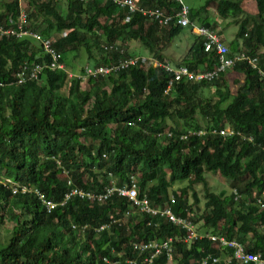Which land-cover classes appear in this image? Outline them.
<instances>
[{
  "label": "trees",
  "instance_id": "1",
  "mask_svg": "<svg viewBox=\"0 0 264 264\" xmlns=\"http://www.w3.org/2000/svg\"><path fill=\"white\" fill-rule=\"evenodd\" d=\"M139 2L168 11L180 3ZM255 2L256 12L240 20L237 37L242 39L243 49L237 40L228 47L230 55L244 51L256 57V65L236 60L211 79L175 78L164 67L138 60L106 75H88L83 86L79 77L46 66L37 77L17 82L16 73L24 63L31 66L48 61L49 56L31 36H0V227L8 218L15 220L8 239L0 241V264H131L126 257L140 264L143 254L131 242L165 236L174 238L172 260L177 264H200L208 253L222 255L206 237L187 244L183 229L166 217L143 212L133 213L121 223L113 221L130 206L123 196L115 194L97 202L73 194L60 203L69 190L63 168L72 185L85 190H101L111 176L122 183L130 172H138L139 191L146 192L153 205H164L174 195L173 210L190 215L193 221L197 195L193 191L194 199L189 202L186 194L193 183L200 182L205 209L203 223L197 227L234 237L247 250L264 256V206L256 201L259 197L264 202V50H259L264 46V0ZM56 3L25 0L23 6L21 0H0V22L9 14L16 18L23 8L26 26L53 35L66 65L67 55L82 48L95 66L132 55L124 47L122 53L104 49L102 42L116 40H139L149 54L169 61L165 47L184 28L176 23L162 25L140 11L129 13L112 0H66L65 11ZM211 4L223 18L244 12L242 0H205L189 6L190 19L215 27V19L207 14ZM126 14H130L128 20ZM64 28L68 29L66 35L58 36ZM219 34L224 41L222 32ZM178 60L175 64L196 71L214 69L218 63L217 54L205 50L198 35ZM85 66L71 69L83 72ZM229 69L243 73L235 91L227 78ZM169 80L171 86L165 91ZM209 82L214 94L204 97L199 90ZM167 118L173 121L168 128ZM226 124L236 132L212 131ZM167 129L174 135H157ZM199 129L204 132L198 133ZM182 132L186 138L178 136ZM207 170L225 176L230 190L209 189ZM5 178L16 185L37 187L58 203L47 210L33 190L13 191L10 184H4ZM181 179L186 184L173 192L170 184ZM103 223H109L108 227L98 229ZM166 262L165 254H160L153 264ZM208 264L224 262L210 259ZM229 264L255 263L233 259Z\"/></svg>",
  "mask_w": 264,
  "mask_h": 264
},
{
  "label": "built area",
  "instance_id": "2",
  "mask_svg": "<svg viewBox=\"0 0 264 264\" xmlns=\"http://www.w3.org/2000/svg\"><path fill=\"white\" fill-rule=\"evenodd\" d=\"M121 7H126L130 12L140 11L142 14L149 16L151 19L158 21L162 25H168L171 23L179 24L180 26L187 28L191 27L196 35H198L203 42V47L205 50H212L217 54L218 63L214 69L211 70H193L190 69L187 65L184 64H172L170 61H163L157 58L156 56L149 54H133L127 58L120 59L116 63L111 64H101V65H86L83 72H74L71 70L66 63L62 60L61 51L57 50L54 45L55 37L53 35H44L38 30L31 29L26 26L25 22L27 21V12L25 9H20L19 14L14 18L11 14L7 15L6 20L0 22V36H31L32 38L41 42L45 52L48 54V61L35 62L33 65L29 66V63H24L21 68L18 69L16 76L17 82H22L27 78H35L41 72V70L46 66L52 70L62 69L64 70L68 77H79L80 79L87 78L88 75L96 74H109L111 71L118 68L124 67L128 64H134L138 60L151 64L152 66H161L166 70L173 73L175 78H180L185 76L187 79L201 80L203 78L211 79L216 76L220 71H224L227 68L231 67L236 60L245 59L248 63L256 65V57L246 54L244 51L239 52L235 55L229 54L228 45L220 38V34L215 27L207 26L204 24H194L189 17V5L184 0H178L179 7L175 10H165L160 6H143L139 0H112ZM130 18V14L125 15V20ZM68 32L67 28L61 29L58 33V36L66 35ZM104 49L115 48L123 52L124 48L121 46L120 42H112L105 44ZM262 72V71H261ZM3 84V81H0V85ZM171 86V81L165 91H167ZM128 123L133 124V121H128ZM213 132L219 131V133L227 135L236 132L232 126L225 125L219 129L213 128ZM187 132H195L193 129H188ZM198 133H203V129H199ZM237 133L239 131L237 130ZM158 136L166 135L168 137L173 136L171 130L158 131ZM180 138H186L187 135L182 132L179 134ZM249 139L253 140L252 136H248ZM264 147V145H263ZM57 163H60L59 159H56ZM62 174L67 176L66 183L69 186V190L65 192L64 198L60 203L65 202L71 195L77 194L81 197H86L90 200L97 202L104 201L111 197L112 195L123 196L129 199L130 206L123 210L121 216L113 218V221H123L133 213H143L146 212L151 216L157 215L160 217H166L171 220L174 224L179 225L183 229L182 239L185 242H192L195 239L206 237L212 244L222 251V255L215 256L208 253L204 256L200 264H208L211 259L213 262L222 260L224 264H229L233 259L238 262H254L255 264H264V256L261 253L247 250L244 243L234 237H227L224 234L212 232L209 228L206 227H197V224L193 219L188 216H184L176 213L173 210V203L175 202L174 195H171L169 201L164 205L155 206L151 203L149 196L146 192L140 193L138 185V174L137 172H130L127 180H124L122 183H116V177L111 176V181L109 184L104 185L101 190H91L83 189L81 187L72 185L73 182L67 174V169L63 168ZM4 184L8 183L12 186V190L16 191L20 189L21 191H30L33 190L37 196L42 200L47 210H50L56 204L57 201L46 198L42 191L37 187H33L27 184H15L10 181L9 178L3 179ZM257 203L260 206H264V202L261 198H256ZM137 215L136 218L139 217ZM121 223V222H120ZM109 223L101 224L98 229H103L108 227ZM85 227V225L83 226ZM173 237L165 236L160 239H148V240H133L131 242L132 247L139 251V254H143L140 264H153L154 259L160 255L165 254L167 261L171 260L173 253ZM228 253H223L224 251ZM105 261H108V257H103ZM125 261L131 264L136 263L135 258L126 257Z\"/></svg>",
  "mask_w": 264,
  "mask_h": 264
},
{
  "label": "rangeland",
  "instance_id": "3",
  "mask_svg": "<svg viewBox=\"0 0 264 264\" xmlns=\"http://www.w3.org/2000/svg\"><path fill=\"white\" fill-rule=\"evenodd\" d=\"M189 6H197L202 4L205 0H184ZM22 5L24 6L25 4V0H21ZM242 5L244 8V12L241 14H238L236 16H228L227 18H223L219 15V13L217 12L216 8L211 4L208 5L207 9H208V15L209 17H212L215 19L216 23L214 24L215 28H217V30L219 32H222V35L225 37L224 42L229 45L230 41L232 40H237L238 43L240 44L241 50L243 49V45H242V39H238L237 37V32L239 29V24H240V20L246 16L248 13L252 14L255 13L257 10L256 7V2L255 0H242ZM56 6L58 7V9H60L61 11H65L66 8V0H57ZM224 21V22H223ZM194 33V31L191 29V27H187L185 29H189ZM194 35H196L194 33ZM177 38V35L174 36L170 41L169 45L165 48H169L172 44V49L175 52H183L185 54L186 52V46H190V42H184L182 43L183 45H180V43H178L177 45L180 46H175L173 43V41H175V39ZM241 38V37H240ZM190 40H193V36L190 35ZM120 42L121 46L124 48H128V50L130 52H132L133 54H149L148 50L142 46V44L140 43L139 40L136 39H132V40H126V41H121V40H116V42ZM103 46L106 44L105 42H102ZM176 47V48H175ZM260 51L264 50V46H261ZM171 53V52H170ZM75 55L71 56V54L67 55V65L68 67L71 69L73 67V70L75 71L76 69H80V67L85 66L87 64H92L93 60L88 58L87 53L84 49H80L74 52ZM167 60H169L172 64H175V62L170 59L167 58ZM181 59V57L179 58ZM178 60V59H176ZM179 61V60H178ZM72 70V69H71ZM227 78L230 81L231 84V88L232 91H235V88L242 82L243 80V73L239 70L236 69H229L227 71ZM86 79V78H85ZM85 79L81 78V85L83 86V84L85 83ZM199 94H202V96L207 97V96H212L214 94V85H212L210 82L202 87L199 90ZM174 95V94H173ZM203 97V98H204ZM173 125V121L169 118H167V127ZM227 126H229V124H226ZM168 130V129H167ZM172 132V131H171ZM171 137V136H170ZM83 139V138H82ZM90 141V139H89ZM93 142H97V141H93ZM168 171V170H167ZM169 173V171H168ZM138 174V172H137ZM205 177L207 180V185L208 188L213 190V191H218L222 188L227 189V191L230 190V186L228 185V180L225 176H223L222 174H220V172L218 171H210L207 170L205 171ZM187 182L186 179H181V180H176L173 183L170 184L171 189L173 192H179L180 187L185 185ZM193 191H195L196 195H197V202L193 203V211L191 216L195 218V221L197 222L196 224H201L203 223V210L205 209V197H204V187L203 184L200 182H195L192 184L191 188L188 189V192L186 194L187 199L189 202H192L194 199L193 196ZM172 192L170 191L169 194H171ZM15 224V220L14 219H10L8 218V220H6L3 225L0 227V241L4 242L8 239L9 234L11 233V227L12 225ZM210 229V228H209ZM187 244H189L188 242H186ZM191 243V242H190ZM164 264H177V262L175 260H168L166 263Z\"/></svg>",
  "mask_w": 264,
  "mask_h": 264
},
{
  "label": "crops",
  "instance_id": "4",
  "mask_svg": "<svg viewBox=\"0 0 264 264\" xmlns=\"http://www.w3.org/2000/svg\"><path fill=\"white\" fill-rule=\"evenodd\" d=\"M225 18V17H224ZM227 18V17H226ZM194 24H197L198 22H196V20H192ZM224 22V21H223ZM190 35L193 36V39L195 37L194 33L189 29H185L182 28L181 31L179 32V34H177V38L175 39V41H173V43H175L174 45L180 46L183 45L182 43L184 42H190V44L192 43L193 40H190ZM188 42V43H189ZM178 43H180V45H177ZM173 45V44H172ZM172 45L167 49L164 50V54L166 55L167 58L172 59L174 62L176 61V59H179L180 57L182 58L185 54L183 52H175L172 49ZM175 47V48H176ZM189 48V45L186 46V50ZM171 52V53H170ZM186 53V52H185Z\"/></svg>",
  "mask_w": 264,
  "mask_h": 264
}]
</instances>
